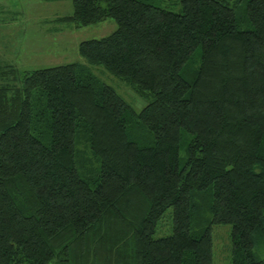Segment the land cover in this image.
I'll use <instances>...</instances> for the list:
<instances>
[{"label": "trees", "instance_id": "obj_1", "mask_svg": "<svg viewBox=\"0 0 264 264\" xmlns=\"http://www.w3.org/2000/svg\"><path fill=\"white\" fill-rule=\"evenodd\" d=\"M72 0L117 30L80 63L0 71V264H264V0ZM84 150V151H83ZM173 210V232L155 238Z\"/></svg>", "mask_w": 264, "mask_h": 264}, {"label": "rangeland", "instance_id": "obj_2", "mask_svg": "<svg viewBox=\"0 0 264 264\" xmlns=\"http://www.w3.org/2000/svg\"><path fill=\"white\" fill-rule=\"evenodd\" d=\"M153 3L174 11L180 8L171 0H153ZM72 13V0H0V71L11 65L19 70H33L80 63L89 66L95 75L141 111L149 100L103 66L90 65L79 53L83 41L101 39L115 32L116 21L108 19L78 28L63 20ZM172 232L173 210L169 209L158 223L155 238ZM230 233V225L213 226V264H232Z\"/></svg>", "mask_w": 264, "mask_h": 264}]
</instances>
